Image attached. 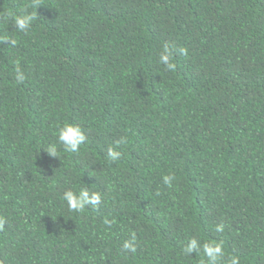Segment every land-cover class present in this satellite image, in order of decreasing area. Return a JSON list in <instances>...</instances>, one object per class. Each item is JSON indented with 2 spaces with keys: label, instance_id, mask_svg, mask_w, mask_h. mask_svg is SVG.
<instances>
[{
  "label": "trees",
  "instance_id": "16d2710c",
  "mask_svg": "<svg viewBox=\"0 0 264 264\" xmlns=\"http://www.w3.org/2000/svg\"><path fill=\"white\" fill-rule=\"evenodd\" d=\"M0 217V264H264V0H0Z\"/></svg>",
  "mask_w": 264,
  "mask_h": 264
},
{
  "label": "clouds",
  "instance_id": "9594fccd",
  "mask_svg": "<svg viewBox=\"0 0 264 264\" xmlns=\"http://www.w3.org/2000/svg\"><path fill=\"white\" fill-rule=\"evenodd\" d=\"M35 19L33 15H22L15 18V26L20 30L26 32L32 20ZM4 41H9L12 45H15V40H9L8 38H4ZM180 53L182 55H186L187 52L185 49H180ZM171 53L168 45L164 46L163 52L160 55V62L163 63L167 70L174 71L175 65L170 62ZM24 79L23 74L17 70V80L22 81ZM59 142L64 146L66 151L69 152H77L79 151L80 146L87 139L85 133L79 126L66 124L59 130L58 134ZM118 144L125 143L124 139L117 141ZM50 155L56 157V148L55 146H50L46 150ZM119 153L115 152L112 148L108 150V157L110 160L115 161L119 158ZM175 180L174 175H165L163 177V183L167 186H171L172 182ZM63 200L66 201L68 209L73 212H81L87 205H91L92 207H98L101 204V194L98 192L89 193L87 189L80 190L79 193H75L72 190L65 191L63 194ZM6 223L3 217H0V230L3 229L4 224ZM218 232L223 230V225L217 226L216 229ZM135 236L133 235L132 239L129 241H125L123 244V251L125 252H136L135 247ZM200 249V245L196 239H192L187 247L184 249L186 254H192ZM203 252L205 256L208 258V264H218V262L223 257V250L219 244L211 245L204 244ZM231 264H238L236 259H232Z\"/></svg>",
  "mask_w": 264,
  "mask_h": 264
}]
</instances>
